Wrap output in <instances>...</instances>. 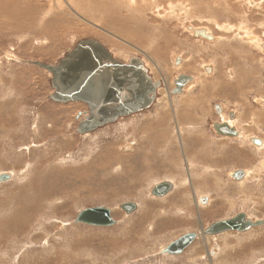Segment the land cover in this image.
I'll list each match as a JSON object with an SVG mask.
<instances>
[{
  "label": "rangeland",
  "instance_id": "obj_1",
  "mask_svg": "<svg viewBox=\"0 0 264 264\" xmlns=\"http://www.w3.org/2000/svg\"><path fill=\"white\" fill-rule=\"evenodd\" d=\"M22 1H25L24 4L31 0H11L8 6L11 9L15 6L16 12L21 14L24 6ZM202 1L162 0L158 6L165 7H162L165 9L163 16H155L152 11L138 16L135 6L137 2L134 1L131 7L128 6L132 11L134 9V20H130L131 23L126 27L122 23L124 13L119 8L102 15L99 12H80L77 18L59 14L47 0H33V3L45 5V17L43 13L33 15V18L26 21L27 29L23 32L17 30L16 34H9L12 32L10 31L5 35L4 29H0V174L11 175L10 180L0 183V264H264V224L243 233L226 232L205 237L198 234L180 255L162 254L167 245L181 236L199 233L201 228L219 220L229 219L240 213L246 214L252 221L264 219V145L255 149L247 145L246 140L241 141L242 144L245 143L242 147L246 148L229 145L212 136L214 133L209 128V123L219 117L213 110V106L217 104L225 112L229 109L236 111L238 119L235 124L240 131V122L245 121V115L249 114L247 121L259 111L264 114V109L258 110L264 104L256 102L264 99V95L260 93L264 90V55L251 46L254 45L250 42L252 40L244 41V34H241V40L235 38L227 43L228 39L220 40L221 44H218L216 41L205 42L195 38L186 29L189 26L204 27L214 37H222L231 36L236 31L233 33L231 28L230 31L217 30V22L219 25L223 24L224 28L232 27L234 30L235 26L240 29L239 26L248 25L254 27L252 35L254 34L255 39L264 41V0H254V6L244 5V0L243 3L242 0H229L230 5L234 6L231 11L233 13L224 12L226 7L221 3L216 8L217 5L211 4L212 0H209L210 4L207 0ZM0 2L3 4V1ZM176 2L184 3L183 6L189 8L187 17L168 11L167 6ZM230 5L228 9L231 8ZM8 14L9 11L1 13L0 22L4 23ZM60 18L70 24L69 29L73 27L76 31L79 29L78 32L82 31L76 33L78 36L71 30V33L66 34L63 31L60 34L57 30L54 36L44 34ZM74 19L82 23L76 24L80 27L71 22ZM92 20L96 25L91 23ZM135 22L144 26L140 33L162 26V32L159 29L155 31L156 35H160L154 37L156 40L151 39L153 44L151 40L148 42L149 49L119 35L132 29L135 31L134 25H131ZM29 24L31 25L28 27ZM89 26L90 29L92 26V32ZM52 31L55 32L54 28ZM113 31L115 32L112 33ZM88 38L103 44L120 62H126L129 57L141 58L146 67L153 70L149 69V72H153L150 74L154 75V80L163 81L164 87L159 89V98L150 109L121 118L112 126L107 125L82 135L76 129L87 112L86 105L60 104L49 100L48 97L53 92L49 84L50 75L32 62L55 64L78 41ZM56 39L58 42H55ZM165 40H168L166 48ZM110 41L116 43L117 47L110 45ZM224 42L227 45L225 49L222 47ZM157 43L162 44V57L153 59L149 54ZM146 44L147 41L141 43ZM229 51L230 57H233L227 59ZM175 57L181 58L182 62L172 64L176 62L173 61ZM157 61L166 69V73L155 67L153 63L156 64ZM241 61H245V64ZM204 65L211 66L212 72L204 74L201 69ZM191 67L195 71H202V80L206 78L212 83L211 86H202L197 75L192 74ZM235 71L246 75L243 76L245 87L242 89ZM230 72L232 76H228ZM180 75H192L194 79L189 86L187 83V87L183 86V92L169 93L175 88L172 80ZM223 83H226L228 92L220 90ZM215 84H220V87ZM235 85L237 89L240 86L242 98L237 96L239 93ZM204 87L208 92L199 97ZM186 95L194 97L198 104L203 102L202 111L210 110L211 113L206 114L205 111L206 115L203 112L201 114L197 108L183 111L180 120L182 125L179 124V128L174 125L176 133L170 130L172 120L162 126L164 133L146 134L143 129H139L147 121L143 116L150 115V119L156 122L158 110L162 108V113L166 110L170 112L169 105L181 108L179 100ZM170 97L174 98L172 103L169 102ZM249 126L254 132H262L258 135L264 138V125ZM210 136L215 137L217 142L212 141L214 138ZM193 151L195 154L197 152V157ZM168 155L172 162L167 161ZM191 157L194 158L195 167L188 163ZM178 159L181 160L178 162ZM239 169L245 171L242 181L231 177ZM163 181L172 184V191L160 198L152 196V187ZM199 197H207L211 202L201 205ZM125 202L135 203L136 210L125 214L119 207ZM100 206L111 210V217L116 222L112 227L97 228L73 222L81 210Z\"/></svg>",
  "mask_w": 264,
  "mask_h": 264
},
{
  "label": "water",
  "instance_id": "obj_2",
  "mask_svg": "<svg viewBox=\"0 0 264 264\" xmlns=\"http://www.w3.org/2000/svg\"><path fill=\"white\" fill-rule=\"evenodd\" d=\"M261 48L264 49V43ZM178 62L179 59L176 60L177 64ZM32 64L50 75L49 84L53 92L49 95V100L60 104L86 105L87 112L76 129V132L82 135L150 109L159 98V89L164 87L163 81L154 80L141 58L129 57L126 62H120L103 44L91 38L78 41L55 64ZM187 81L182 75L178 76L173 80L175 89L172 93H180ZM10 178V174L1 173L0 183H5ZM171 191V183L163 181L154 185L150 194L160 198ZM119 207L128 215L136 210L137 205L125 202ZM73 222L97 228L112 227L116 224L111 217V210L102 206L81 210ZM263 224L264 219L252 221L246 214L240 213L201 228L199 233L181 236L167 245L162 253L180 255L198 234L205 237L231 231L243 233Z\"/></svg>",
  "mask_w": 264,
  "mask_h": 264
},
{
  "label": "bare ground",
  "instance_id": "obj_3",
  "mask_svg": "<svg viewBox=\"0 0 264 264\" xmlns=\"http://www.w3.org/2000/svg\"><path fill=\"white\" fill-rule=\"evenodd\" d=\"M1 1H3V4L0 2V17H1V13H3L4 11H9V14L4 18V20H3V22L4 23H2V22H0V29H4L3 31H4V34L6 35V34H8L10 31H12V32H10L9 34H16V33H18L17 32V30H19V31H21V32H23V30H26L27 29V25H26V21L29 19V18H33L34 16L33 15H35V14H40V13H43V15H44V17L47 15V13L46 12H43V10H44V6L45 5H43V4H39V2L38 3H33V0H31V1H28V2H26V3H24L23 4V2H25V1H22V4L24 5V6H22V8L23 9H21L22 11H21V14H20V12H16V8H15V6L11 9V7L10 6H8V3H9V1H11V0H1ZM50 1V0H49ZM49 1L47 0V2L49 3ZM137 2V4L135 5V6H137V9H136V13H137V15L138 16H144L148 11H152V14H154L155 16L156 15H161L162 14V16H163V14H165L164 13V6H162V7H164V8H162V7H160V6H158V5H160V3L162 2V0H52L51 1V3H49V4H51V7H54L56 10H57V12L59 13V14H62L63 16H66V15H71L72 17H75V16H77V18L80 16L78 13H83V12H99L100 13V15H102V14H105V13H108V12H111V11H113V9H116V8H119L124 14H123V19H122V23L127 27V25L128 24H130L131 22H130V20H134L133 19V17H134V13H132L133 11H134V9H133V11L130 9V7L132 6L131 5V3L132 2ZM178 1V0H177ZM188 1V0H187ZM198 1V0H197ZM199 1H202V0H199ZM211 1V0H210ZM5 2V3H4ZM14 2V1H13ZM168 2V1H167ZM167 2H165V4L167 3ZM203 2V1H202ZM207 3H209V0H207L206 1ZM254 0H244V3H243V0H242V3L244 4V5H252V6H254ZM15 3H17V2H15ZM21 3V2H20ZM169 3V2H168ZM197 3V2H196ZM220 3H221V5H223L224 7H226V8H224V12H226V13H233V12H231V11H233V7L230 5V3H229V0H220V2H218V3H215V1H213L212 0V2H211V4L212 5H217L216 6V8L218 7H220ZM232 3V2H231ZM133 4V3H132ZM183 4L184 3H174L173 5H168L167 6V8H168V11L169 12H171L172 14L174 13V15H177V16H180V17H187V12H188V9L189 8H185L184 6H183ZM186 5H187V3H185ZM193 4V3H192ZM210 4V3H209ZM10 5V4H9ZM15 5H17V4H15ZM230 5V9H228V6ZM242 5V4H241ZM128 6H130L129 8H128ZM134 6V7H135ZM207 6V5H206ZM2 7V8H1ZM158 7H160V8H158ZM190 7V6H189ZM201 7V6H200ZM18 8V7H17ZM248 8V7H247ZM2 9L4 10L3 12H2ZM52 9V8H51ZM54 9V10H55ZM199 9V8H198ZM235 9V8H234ZM241 9V8H240ZM46 10V9H45ZM68 10H70V11H68ZM195 10V9H194ZM52 11V10H51ZM68 11V12H67ZM204 11V10H203ZM206 11V10H205ZM104 12V13H103ZM191 12V11H190ZM45 13V14H44ZM91 13H89L90 15H91ZM149 13V12H148ZM58 14V15H59ZM65 14V15H64ZM119 14V13H118ZM118 14H117V16H118ZM195 14V13H194ZM217 14V13H216ZM219 14V13H218ZM235 14V13H234ZM241 14H242V11H241ZM240 14V15H241ZM50 15V14H49ZM54 15V14H53ZM62 15H60V16H62ZM85 15V14H84ZM87 15V14H86ZM108 15V14H107ZM229 15V14H228ZM19 16V17H18ZM88 16V15H87ZM109 16V15H108ZM198 16V15H197ZM196 16V17H197ZM216 16V15H215ZM214 16V17H215ZM231 16H233V15H231ZM43 17V18H44ZM82 17V16H81ZM127 18H130V19H127ZM168 18V17H167ZM166 18V19H167ZM206 18V17H205ZM232 18V17H231ZM235 18V17H234ZM65 20L64 18H60L59 20H57V21H54V23H53V25H54V27H48L47 29H46V32L44 33V34H46V35H51V36H54L55 35V33H56V31L58 30V32H60V34H61V32L63 31L65 34L66 33H80L82 30H80V32H78L79 31V29H77L78 31H76L75 29H73V27H70L71 29H69V26H70V24L69 23H67V22H65V21H63V20ZM72 19V18H71ZM86 19V18H85ZM85 19H82V20H85ZM88 19V18H87ZM93 19V18H92ZM105 19V18H104ZM111 19V18H110ZM75 20V21H74ZM73 21H71V20H68V21H71L72 23H74L75 25L77 24V23H79L76 19H74ZM80 20V19H79ZM89 20V19H88ZM106 20H108V19H106ZM105 20V21H106ZM138 20V19H137ZM159 20H161V19H159ZM171 20V19H170ZM0 21H1V19H0ZM93 21V20H92ZM91 21V23L93 24V25H96L95 23H94V21L92 22ZM99 21V20H98ZM120 21V20H119ZM163 21V20H162ZM171 21H173V20H171ZM215 21V20H214ZM244 21H246V20H244ZM243 21V22H244ZM145 22V21H144ZM152 22H153V20H152ZM247 22V21H246ZM81 23V22H80ZM80 23H79V25H80ZM86 23V22H85ZM97 23V22H96ZM107 23V22H106ZM112 23V22H111ZM82 24V23H81ZM98 24V23H97ZM168 24V23H167ZM220 23H216L215 24V27H216V29L217 30H223V31H230L229 29L231 28V30L233 31V35H229V36H225V35H223L222 37H214L213 35H211V33H210V31H209V29H207V28H202V27H191V26H189V27H187L186 29L187 30H190V34L191 35H193L195 38H199V39H202L203 41H205V42H215L216 41V43H220L221 44V42H220V40H223V41H226L227 39V41H226V43L228 42V41H233V40H235V38H237L238 40H241V34L243 35V37H244V41H250V40H252V41H250L252 44H254V45H251V46H253L254 48H256V51H258V50H260L261 49V44H263L264 42H260L258 39H255V36H254V34L252 35V30L254 29V27L252 26V27H249L248 25H247V27H249V28H247V27H244V26H239V28L240 29H237L236 28V26L234 27L235 28V30L234 29H232V27H227V28H224L222 25H219ZM244 24V23H243ZM247 24V23H246ZM31 24H29L28 25V27L30 26ZM78 25V26H79ZM131 25H134L133 27H134V30L135 31H133V29H132V31H129V32H127V33H123V34H119L121 37L122 36H124L123 38H125L126 40H134V42L136 41L137 43H140V46L142 47V48H145V49H149L150 48V44L148 43L152 38H154V37H159V35H160V33L159 34H157L156 35V33H155V31L157 32L158 31V29H159V31L160 32H162V26L161 27H158L157 29H155V30H152V29H148V28H146V29H148V30H150V31H148V32H144V33H140L141 32V30L144 28V26H143V24L142 23H140V22H135L134 24H131ZM165 25V24H164ZM181 25V24H180ZM250 25V24H249ZM77 25H76V27H78ZM82 26V25H81ZM87 26V25H86ZM98 26V25H97ZM103 26V25H102ZM105 26H107V25H105ZM110 26H112V25H110ZM123 26V25H122ZM129 26V25H128ZM225 27H226V25H224ZM80 27V26H79ZM117 27H119L120 28V26H117ZM132 27V26H131ZM149 27V26H148ZM165 27V26H164ZM259 27V26H258ZM6 28V29H5ZM53 28H54V30H55V32H53L52 30H53ZM98 28V27H97ZM106 28V27H105ZM107 28H111V27H108L107 26ZM119 28H117V29H119ZM245 28H247V30L245 29ZM82 29V28H81ZM88 29V28H87ZM89 29H90V26H89ZM91 29H92V26H91ZM91 29H90V32H92L91 31ZM95 29V28H94ZM99 29V28H98ZM130 29V28H129ZM245 29V30H244ZM50 30V31H49ZM70 30H71V32H70ZM106 30V29H105ZM114 30V29H113ZM121 30V29H120ZM89 31V30H88ZM101 31V30H100ZM107 31V30H106ZM117 31H119V30H117ZM264 31V30H263ZM0 32H1V30H0ZM6 32V33H5ZM62 32V33H63ZM90 32H88V33H90ZM108 32V31H107ZM115 31H113L112 33H114ZM96 33V32H95ZM100 33V32H99ZM103 33V32H102ZM108 33H110V32H108ZM111 33V34H112ZM118 33V32H117ZM84 34V33H83ZM93 34V33H92ZM116 34V33H115ZM73 35V34H72ZM77 35V34H76ZM81 35V34H80ZM86 35V34H85ZM95 35V34H94ZM104 35V34H103ZM106 35V34H105ZM113 35V34H112ZM119 35H117V36H119ZM262 35V34H261ZM2 36V35H1ZM59 36V35H58ZM78 36V35H77ZM119 36V37H120ZM226 38H225V37ZM6 37V36H5ZM105 37H107V35L105 36ZM104 37V38H105ZM207 37H212V39H206ZM246 37V38H245ZM74 38V37H73ZM59 39V38H58ZM64 39V38H63ZM106 39V38H105ZM119 39V38H118ZM122 39V38H121ZM155 39V38H154ZM57 40V39H56ZM55 40V42H58V40L56 41ZM67 40V39H66ZM101 40H103V39H101ZM109 40V39H108ZM120 40V39H119ZM156 40V39H155ZM59 41H60V39H59ZM70 41V40H69ZM118 41V40H117ZM122 41V40H121ZM145 41H147V44L146 45H141V43L143 42V43H145ZM172 41V40H171ZM62 42V41H61ZM130 42V41H129ZM128 42V43H129ZM132 42V41H131ZM167 42H168V40L166 41L165 40V46H164V48H166V46L168 45L167 44ZM51 43H53V42H51ZM67 43V42H66ZM110 43V45H112L113 47L114 46H116L117 44L116 43H114V42H112V41H110L109 42ZM151 43L153 44V42H152V40H151ZM204 43V42H203ZM226 43L224 42V44L222 45V47H223V49H225V47H227V45H226ZM116 44V45H115ZM125 44V43H124ZM130 44V43H129ZM133 44H135V43H133ZM53 45L54 44H52V47H53ZM126 45V44H125ZM131 45V44H130ZM137 45V44H136ZM135 45V46H136ZM200 45V44H199ZM245 45V44H244ZM57 46V45H56ZM128 46V45H127ZM135 46H133V47H135ZM117 47V46H116ZM207 47V46H206ZM253 47H251V48H253ZM137 48V47H136ZM216 48V47H215ZM253 48V49H254ZM50 49H52V48H50ZM160 49H162V44L161 43H157V45H156V47H155V49L153 50V51H151V54H149V55H151V57L153 58V59H156V58H161L162 57V53L160 52ZM250 49V48H249ZM112 50V49H111ZM115 50V49H114ZM252 50V49H251ZM255 50V49H254ZM141 51V50H140ZM142 51H145V50H142ZM148 51V50H147ZM127 53V52H126ZM264 55V54H263ZM231 57H233V55H231ZM230 57V51L229 52H227V59H230L231 58ZM127 58V57H126ZM251 58V57H250ZM179 59V62L178 63H181L182 62V59L181 58H179V57H175V59L173 60V61H175V60H178ZM224 59H226V57L224 58ZM263 59H264V57H263ZM240 61V60H239ZM160 62V61H159ZM242 63H244L245 64V61L243 62V61H241ZM153 63V62H152ZM163 63V62H162ZM144 64H145V62H144ZM154 65H155V67L160 71V72H162V71H164V73H166V69H163L162 68V65H160V64H158V61H157V63L155 64V63H153ZM172 64H175V65H178L176 62H173ZM146 65V64H145ZM261 65V64H260ZM149 66V65H148ZM165 66V65H164ZM252 66V65H251ZM253 67H251V69H252ZM150 69V68H149ZM170 69V68H169ZM169 69H168V71H169ZM172 69V68H171ZM201 69L203 70V73L204 74H209V73H211L212 72V70H213V68L211 67V66H209V65H204V66H202L201 67ZM151 70V69H150ZM191 70L193 71V73L192 74H196L197 75V77L199 78V80H200V83H201V85L202 86H204L205 84V86L207 87L208 85H210V84H212V83H210V82H208V80L206 79V78H203V80H202V76H204L203 75V73H202V71H195L194 69H193V67H191ZM228 70V69H227ZM151 71H153V70H151ZM151 71H150V73H151ZM174 71V70H173ZM251 71V70H250ZM179 72H181V71H179ZM198 72V73H197ZM258 72V71H257ZM169 73H171V71H169ZM187 73V72H186ZM191 73V72H190ZM189 73V74H190ZM256 73V72H255ZM151 74H153V72L151 73ZM222 74V73H221ZM234 74H236V76H238V81L240 80V83H242L240 86H241V88L240 89H242L243 87H245V78L244 77H246V75H242L239 71H235V73ZM233 74V76L235 77V75ZM242 76H241V75ZM219 75V74H218ZM225 75V74H224ZM228 75V74H227ZM154 76V75H153ZM152 76V77H153ZM183 77H184V79H186V80H188L187 81V85L189 86L191 83V81H193V77H191V76H188V75H182ZM223 76V75H222ZM228 76H232V72H230L229 73V75ZM244 76V77H243ZM224 77H226V75L224 76ZM234 77H232L233 79L232 80H234ZM220 78V77H219ZM228 78V77H227ZM227 78H225V79H227ZM252 78V77H251ZM215 79V78H214ZM236 79V78H235ZM164 80V79H163ZM210 80V79H209ZM228 80H230V79H228ZM231 80V81H232ZM237 80H235L236 82H238ZM212 81V80H211ZM251 81V80H250ZM249 81V82H250ZM252 82V81H251ZM172 83H173V80H172ZM195 84H199L198 82H194ZM215 83V82H214ZM220 83V82H219ZM222 83V82H221ZM220 83V84H221ZM2 84V83H1ZM4 84V83H3ZM219 84V85H220ZM238 84V83H237ZM248 84V83H247ZM264 84V83H263ZM215 85H218V84H215ZM218 85V86H219ZM233 85V84H232ZM238 85V89L236 88L237 86L235 85V88L237 89H235L236 91H237V93H239V95L237 94V96L238 97H240V98H242V96H241V94H240V92H239V86ZM171 86V84L169 83V87ZM198 86V85H197ZM200 86V85H199ZM201 86V87H202ZM211 86V85H210ZM264 86V85H263ZM187 87V86H186ZM220 87V86H219ZM224 88V89H223ZM167 89V88H166ZM191 89V88H190ZM203 89V88H202ZM211 89V88H210ZM218 89V88H217ZM216 89V90H217ZM230 89V88H229ZM245 89V88H244ZM248 89H250V88H248ZM262 89V88H261ZM260 89V90H261ZM220 90H222V92H225V91H227L226 90V83H223V85H222V87L220 88ZM246 91V90H245ZM166 92H168V90L166 91ZM208 91H207V88L205 89V87H204V89L202 90V91H200V93H201V96H199V97H202V96H204V93H207ZM211 92H213V91H211ZM216 92V91H215ZM217 92H218V90H217ZM228 92V91H227ZM233 92V91H232ZM170 93V92H169ZM187 93H188V90H187ZM219 93V92H218ZM241 93H242V91H241ZM243 93H246V92H243ZM260 93H262L263 95H264V90H262ZM168 95V94H167ZM188 95V94H187ZM187 95L184 97L183 96V98H181L180 100H179V103L181 104L180 105V107L181 108H174V105H169V108H170V112L168 111V110H166L164 113H162V108H161V110H158V113H157V117H155V119L157 120L156 122H154L153 120H151L150 118L151 117H149V116H143V118L145 117V119L144 120H146L147 119V121L143 124V125H141L140 127H139V129L141 130V129H143V132L144 133H146V134H148V133H153V132H160V133H162V131H163V133H164V131H165V129H163L162 130V126H164V125H166V124H169L168 123V121H170V120H172L173 121V123H171L170 125H171V128H170V125H169V128H170V130H171V132H175L176 133V128H177V126H178V128H179V124H181V122H180V120L182 119V117H183V111H186L187 109H190V108H197V111H199L200 113L201 112H203L204 114H205V111H202V109H203V106L201 105L202 103H200L199 102V104H198V101L196 100V99H194V97H187ZM191 95V94H190ZM193 96V95H192ZM214 96V95H213ZM212 96V97H213ZM176 97V96H175ZM229 97V96H228ZM210 98V97H209ZM239 98V99H240ZM169 99V102H171L172 103V99H174L173 97L171 98H168ZM211 100V99H210ZM263 100V99H262ZM207 101V100H206ZM237 101V100H236ZM239 101H241V100H239ZM16 104H17V102H16V100L14 101ZM175 102V101H174ZM227 102V101H226ZM162 103V102H161ZM167 103V102H166ZM178 104V103H177ZM235 105H236V103H234ZM204 105V104H203ZM176 106V105H175ZM179 106V105H178ZM237 106V105H236ZM205 107V106H204ZM211 107V106H210ZM209 107V108H210ZM247 107V106H246ZM208 108V109H209ZM245 109V108H244ZM246 109H248V108H246ZM251 109H252V107H251ZM264 109V108H263ZM204 110V109H203ZM244 111H246V110H244ZM262 111H264V110H262ZM207 113L206 114H208L209 112H210V110H208V111H206ZM247 112V111H246ZM245 112V113H246ZM260 112V111H259ZM259 112H257V114L255 113V114H250L251 115V117H250V120L252 121V123L254 124V126L253 127H257L256 126V124L257 125H259V124H261V126L262 125H264V114L263 113H259ZM150 113V112H149ZM148 113V114H149ZM189 113H191V112H189ZM211 113V112H210ZM250 113H252V112H250ZM254 113V112H253ZM147 114V115H148ZM151 114V113H150ZM202 114V113H201ZM200 114V115H201ZM205 114V115H206ZM188 114H186V116H187ZM190 115V114H189ZM198 115H199V113H198ZM197 115V116H198ZM204 115V116H205ZM249 114H247V115H245L243 118L244 119H246L247 118V116H248ZM139 116V115H138ZM197 116H195V117H197ZM193 117V116H192ZM202 117V116H201ZM136 118V117H135ZM203 118V117H202ZM209 118V117H208ZM137 119V118H136ZM135 119V120H136ZM187 119V118H186ZM186 119H185V121H186ZM196 119V118H195ZM194 119V120H195ZM198 119V118H197ZM204 119H205V117H204ZM138 120V119H137ZM184 120V119H183ZM182 120V121H183ZM193 120V119H192ZM199 120V119H198ZM189 121V120H188ZM187 121V122H188ZM197 121V120H196ZM240 121H242V120H240ZM248 121V120H247ZM256 123H254V122ZM134 123V122H133ZM136 123H138V122H136ZM135 123V126L137 125ZM186 123V122H185ZM199 123V122H198ZM203 123V122H202ZM187 124V123H186ZM240 124H241V122H240ZM139 125V124H138ZM174 125H176V128H174ZM182 125V124H181ZM189 125V124H188ZM112 126V125H111ZM124 126V125H123ZM126 126V125H125ZM241 126V125H240ZM260 126V127H261ZM118 127V126H117ZM182 127V126H181ZM190 126H188V128H189ZM252 127V128H253ZM126 128V127H125ZM134 128V127H133ZM185 128H187V127H185ZM192 128V127H191ZM190 128V129H191ZM242 128H243V126H242ZM241 128V129H242ZM193 129V128H192ZM103 130V129H102ZM124 130V129H123ZM170 130H168V131H170ZM180 130H181V128H180ZM186 130V129H185ZM195 130H196V127H195ZM178 131V130H177ZM184 131V130H183ZM187 131V130H186ZM186 131H184V132H186ZM193 131V130H192ZM241 131H243V130H241ZM245 131H248L247 133V135L248 136H253V135H255V132L254 131H251V128L250 129H247V130H245ZM181 132V131H180ZM195 132H198V131H195ZM256 132H258V131H256ZM178 133V132H177ZM194 133V132H193ZM192 133V134H193ZM246 133V132H245ZM99 134V133H98ZM156 134V133H155ZM158 134V133H157ZM179 134V133H178ZM194 134H197V133H194ZM257 134H259V133H257ZM139 135H140V133H139ZM138 135V136H139ZM170 135V134H169ZM162 136L164 137V139H166L167 141H168V137H166L165 136V134H162ZM192 136V135H191ZM212 136H213V134H212ZM186 137V136H185ZM197 137V136H196ZM200 137V136H199ZM209 137V136H208ZM211 137V136H210ZM171 138V137H170ZM202 138V137H201ZM212 138V137H211ZM214 138V139H213ZM212 139V141H214L216 138L215 137H213ZM198 139V138H197ZM242 139H244V140H246V136L244 137V135L241 133V137L239 138V140H237V142H241L242 141ZM169 140H171V139H169ZM181 140H183V139H181ZM184 141V140H183ZM210 141V140H209ZM216 141V140H215ZM219 141L221 142V141H224V140H221V139H219ZM168 142H170V141H168ZM204 142V141H203ZM217 142V141H216ZM190 143V142H189ZM205 143V142H204ZM243 143H244V141H243ZM212 144V143H211ZM176 145H177V143H176ZM170 146V145H169ZM174 146V145H173ZM212 146V145H211ZM214 146V145H213ZM168 147V146H167ZM186 147V146H185ZM189 147V146H188ZM187 147V148H188ZM200 147H201V145H200ZM203 147V146H202ZM204 147H205V145H204ZM207 147V146H206ZM209 147V146H208ZM263 147V146H262ZM172 147H170V149H171ZM186 148V149H187ZM191 148V147H190ZM199 148V147H198ZM197 148V149H198ZM202 149V148H201ZM201 149H199V150H201ZM156 150V149H155ZM185 150V149H184ZM203 150V149H202ZM205 150V149H204ZM222 150V149H221ZM158 151V150H157ZM190 151V150H189ZM220 151V150H219ZM218 151V152H219ZM134 152V151H133ZM169 152V151H168ZM182 152H183V150H182ZM201 152V151H200ZM203 152V151H202ZM221 152V151H220ZM177 152L175 151V153L174 154H176ZM189 153V152H188ZM204 153H206V151L204 152ZM209 153H210V151H209ZM169 154H170V152H169ZM193 154H195L194 153V151H193ZM196 154H197V152H196ZM196 154H195V156H196ZM211 154H212V152H211ZM223 154V153H222ZM126 155V154H125ZM171 155V154H170ZM170 155H168V157L170 158H168V160L167 161H169V162H172L171 160V157H170ZM185 155V154H184ZM204 155V154H203ZM220 155V154H219ZM147 156V155H146ZM177 156V155H176ZM186 156H187V154H186ZM191 156V154L188 156V157H190ZM198 156V155H197ZM196 156V157H197ZM211 156V155H210ZM223 156H224V154H223ZM145 157V156H144ZM204 156H202V158H203ZM143 158V157H142ZM211 158H212V156H211ZM174 159V158H173ZM209 159V158H208ZM164 160V159H163ZM175 160V159H174ZM173 160V161H174ZM181 160V159H180ZM179 159H178V162L180 161ZM116 161V160H115ZM184 161V160H183ZM119 162V161H118ZM193 162H195L194 161V158H192L191 157V160H189V165H190V163L195 167V165L196 164H194ZM201 162V161H200ZM164 163V162H163ZM107 164V163H106ZM105 164V165H106ZM170 164V163H169ZM175 164V163H174ZM180 164V163H179ZM182 164V163H181ZM198 164V163H197ZM171 165V164H170ZM201 165V164H200ZM217 165V164H216ZM171 167V166H170ZM189 167V166H188ZM192 167V166H191ZM190 167V168H191ZM93 168V167H92ZM168 168V167H167ZM166 168V169H167ZM202 168V167H201ZM209 168V167H208ZM207 168V169H208ZM171 169V168H170ZM207 169L205 170V171H207ZM191 170H192V168H191ZM209 171H210V169H208ZM203 171V170H202ZM170 172V171H169ZM198 172V171H197ZM199 173V172H198ZM202 173V172H201ZM169 174V173H168ZM190 174V173H189ZM203 174V173H202ZM206 174V173H205ZM170 175V174H169ZM174 174H172V176H173ZM201 175V174H200ZM233 175V174H232ZM170 177V176H169ZM180 177V176H179ZM174 179H175V177H173ZM181 178V177H180ZM211 178V177H210ZM215 178V177H214ZM172 179V178H171ZM173 180V179H172ZM178 180H179V178H178ZM177 180V181H178ZM181 180V179H180ZM193 181V180H192ZM239 181H242V179L241 180H239ZM202 182V181H201ZM219 182V181H218ZM170 183V182H169ZM174 183V182H173ZM205 183V182H204ZM212 183V182H211ZM216 183V182H215ZM221 183V182H220ZM240 183V182H239ZM193 184V183H192ZM172 185V184H171ZM181 185V184H180ZM194 185V184H193ZM199 185V184H198ZM241 186V185H240ZM204 188V187H203ZM240 188V187H239ZM193 189V188H192ZM196 189H197V187H196ZM195 191V190H194ZM198 191V190H197ZM201 191V190H200ZM196 193V192H195ZM199 194V193H198ZM239 196V195H238ZM245 197H247V196H245ZM195 198H197V196L195 195ZM194 198V199H195ZM242 198H243V196H242ZM208 199V198H207ZM199 200V199H198ZM207 202H211L210 201V199H208V200H206L203 204H205V203H207ZM202 205V204H201ZM200 231H201V229H200ZM199 231V232H200ZM232 232V231H231ZM163 254V253H162ZM215 255V254H214ZM215 259V258H214Z\"/></svg>",
  "mask_w": 264,
  "mask_h": 264
},
{
  "label": "flooded vegetation",
  "instance_id": "obj_4",
  "mask_svg": "<svg viewBox=\"0 0 264 264\" xmlns=\"http://www.w3.org/2000/svg\"><path fill=\"white\" fill-rule=\"evenodd\" d=\"M259 41L264 42L262 40H259ZM260 51L262 54H264L263 48H261ZM174 89L175 88L171 89L170 93H172L174 91ZM183 90L184 89L182 87L180 93L183 92ZM256 102L259 104H264V99L263 100L262 99L256 100ZM213 107H214L213 110H215V113L219 117H217V119H215L213 122L209 123V128L212 130V132L214 133L213 135L217 139H222L225 141L226 144H229V145L234 144V145H237V147H242L245 145V143L242 144L241 142H237V140L241 137V133H242L244 136H246V142H247L246 144L251 146L252 148L260 149L264 145V141H263L264 138L259 136L257 134L258 132H255V135H253V136H248L247 135L248 131H246V133H244L245 130L250 129L249 125H254L251 120L246 121V119H245V121L241 122L240 125H241V128L243 126V128H242L243 131H240V129L235 124V122L238 119V115H236V111L229 109L227 112H225L219 104L214 105ZM263 108H264V106L259 107L258 110L263 109ZM243 115H244V113H243ZM251 131H255V130L251 129ZM259 134H262V132ZM242 140H244V139H242ZM242 148H246V147H242ZM232 174H231V177L233 179L239 181V179H241L245 176V171L239 169V170L234 171ZM206 200H208L207 197H199V203L202 205Z\"/></svg>",
  "mask_w": 264,
  "mask_h": 264
}]
</instances>
